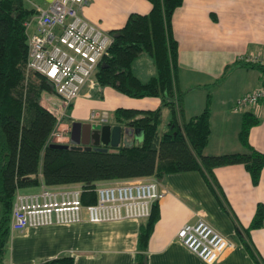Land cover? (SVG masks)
<instances>
[{"label":"trees","instance_id":"1","mask_svg":"<svg viewBox=\"0 0 264 264\" xmlns=\"http://www.w3.org/2000/svg\"><path fill=\"white\" fill-rule=\"evenodd\" d=\"M147 14L131 13L125 24L109 31L112 43L93 76L96 86L111 87L132 99L157 98L155 109L118 106L112 111L109 124L124 129L142 130L139 144L117 147L71 149L52 146L48 141L56 119L41 102L43 92H52L51 84L36 72L26 75L27 34L24 23L36 13L26 0L0 1V264L9 242L10 220L17 191H36L40 184L58 187L79 184L81 201H96L97 184L136 178L161 180L165 175L197 171L220 205L223 191L214 169L241 164L251 183L259 182L264 167V153L249 142V132L260 123L251 110L242 112L238 140L242 153L205 155L211 133V94L207 93L202 111L189 118L184 114V90L177 78L178 46L173 36L172 19L184 0H147ZM148 53L155 72L142 81L133 72V63ZM244 67L260 70L264 86V67L237 61ZM170 116L166 129L159 132L162 109ZM124 135V134H123ZM158 202L151 215L139 226L136 264H147V244L159 219ZM264 225V205L258 203L247 228ZM255 264H262L250 249ZM73 264L72 257L55 260Z\"/></svg>","mask_w":264,"mask_h":264},{"label":"crops","instance_id":"2","mask_svg":"<svg viewBox=\"0 0 264 264\" xmlns=\"http://www.w3.org/2000/svg\"><path fill=\"white\" fill-rule=\"evenodd\" d=\"M26 1L31 7L45 8L52 0ZM150 9L147 0H88L79 12L109 32L122 27L129 14H147ZM34 27L35 21L32 31ZM172 30L178 46L177 78L184 91L192 86L206 89L218 86L220 73L227 69H231L232 75L236 74L240 83L239 96L262 86L260 70L244 67L237 61L249 54L264 57V0H184L173 14ZM107 90L116 99V93ZM98 94L101 99L93 100L86 94L71 103L70 122L98 123L97 119L91 120V113L102 111L107 112L108 123L111 122L109 109L113 111L118 106L107 105L105 96ZM43 95L48 96L45 92ZM42 96V104L54 113L59 99L55 97L52 101L56 105L51 107L45 101L51 100L50 97L44 99ZM205 98L199 97L195 110L189 111L184 105L185 117L200 113ZM135 100L136 103L129 107L155 109L160 104L157 98ZM256 115L261 121L250 129L249 142L264 153V106ZM224 116L222 113L216 115L211 105V133L203 151L205 155L244 152L237 136L240 124L230 139L221 128L226 126ZM214 125L218 134L213 131ZM140 133L137 139L142 138ZM134 136L135 132L124 133L119 144L136 143ZM214 173L223 191V205L215 199L197 171L171 173L157 181L164 194L157 201L160 215L147 244V264H205L176 238L183 224L193 223L199 217L231 242L214 264H255L241 236L264 264V225L250 230L249 237L243 236V229L249 226L257 204L264 205V167L256 185L251 183L241 164L219 166ZM144 221L90 223L84 219L75 224L28 227L11 234L3 264H59L55 260L62 257H72L73 264H136L137 236Z\"/></svg>","mask_w":264,"mask_h":264},{"label":"built area","instance_id":"3","mask_svg":"<svg viewBox=\"0 0 264 264\" xmlns=\"http://www.w3.org/2000/svg\"><path fill=\"white\" fill-rule=\"evenodd\" d=\"M87 3L88 0H52L45 8L34 6L36 13L24 23L28 46L26 75L36 72L43 76L60 101L54 111L56 124L48 138L51 143L70 142V123L64 120L66 110L83 89L95 87L93 76L112 43L108 32L80 14ZM33 21L34 31L30 32ZM239 61L264 67V57L259 55L249 54ZM263 106L264 86H260L239 96L232 111L251 110L258 114ZM93 119L106 124L108 114L92 112ZM95 192L96 201L83 204L80 185L48 187L41 183L36 191H17L10 233L28 227L75 224L84 219L90 223L146 220L153 203L164 194L157 180L145 178L100 183ZM176 238L205 264L217 262L231 246L229 239L202 217L183 224Z\"/></svg>","mask_w":264,"mask_h":264},{"label":"rangeland","instance_id":"4","mask_svg":"<svg viewBox=\"0 0 264 264\" xmlns=\"http://www.w3.org/2000/svg\"><path fill=\"white\" fill-rule=\"evenodd\" d=\"M27 5H29L27 3ZM30 32H32V28H30L29 30ZM133 71L134 73L142 80L145 81L147 78H149L150 76H152L154 74V65H153V60L151 58V56L148 53H142L133 63ZM231 69H227L225 72H221L218 80H217V84L218 86H210L207 87L208 89L204 88L203 86L197 87V86H192L189 88L188 91H184V95H183V101H184V105L185 107L191 111V110H195L196 109V105L197 102L199 101V97L203 96L205 98L207 93L211 94V103H212V107L217 115V113H222L224 114L225 118H226V123H225V127L222 126L221 128L223 129V131H226L229 135H230V139L231 136L233 134V130H235V128L239 127L240 124V117L241 114L244 110L234 113L232 111V105L234 103V101L238 98L239 93H240V83L238 82V79L236 77V74L232 75L233 72L230 71ZM231 74V75H230ZM219 88V89H218ZM107 89H111L112 91H114L116 93V99L112 98L111 96V92H108ZM98 93L103 94L105 96V102L107 105L112 106H133V103H136L134 101H136L135 99L132 98H128L126 96H124L123 94H121L120 92H118L117 90H115L114 88L105 86V87H101V86H96L93 87L92 89L89 87H86L85 89H83V91L72 101L75 102V100L77 98H84L86 94H89L90 99L93 100H97L98 98L101 99L102 96H100ZM46 95H43L42 98L47 99L48 97H50L51 100H45L48 101L49 104H51V107L56 105V103H54L52 100L55 99V95L52 92H45ZM106 94V95H105ZM70 108H67L66 110V117H65V122L66 123H71L70 122V118H69V113H70ZM111 108V107H110ZM110 112H112V109H109ZM162 123L159 126V132H163L166 129V124L167 121L169 119L170 116V111L167 108H163L162 109ZM218 121V120H217ZM220 122V121H219ZM216 125V123H215ZM213 126V131L215 133H217V129L216 126ZM222 131V130H221ZM136 132L140 133L142 132L141 129H136ZM218 134V133H217ZM215 134V135H217ZM137 135V134H136ZM137 139V136H134V140ZM142 140V138H138L136 140V143L134 144H139L140 141ZM70 142H67L65 144H69Z\"/></svg>","mask_w":264,"mask_h":264},{"label":"water","instance_id":"5","mask_svg":"<svg viewBox=\"0 0 264 264\" xmlns=\"http://www.w3.org/2000/svg\"><path fill=\"white\" fill-rule=\"evenodd\" d=\"M135 132L137 137L141 133L135 130L124 129L122 131L120 126L111 125L109 123L100 124L93 122H79L74 121L70 125V143H52V146L71 149H85L92 148L100 149V147L115 148L119 145L122 135L131 134Z\"/></svg>","mask_w":264,"mask_h":264}]
</instances>
